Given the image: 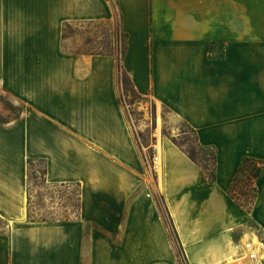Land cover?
<instances>
[{
	"label": "crops",
	"instance_id": "crops-1",
	"mask_svg": "<svg viewBox=\"0 0 264 264\" xmlns=\"http://www.w3.org/2000/svg\"><path fill=\"white\" fill-rule=\"evenodd\" d=\"M114 2L0 0V93L22 105L0 122V264H172L168 230L146 211L152 166L120 102L117 62L63 46L65 23L119 14L137 93L217 153L209 182L172 142L155 183L187 261L236 264L247 219L264 230V174L250 213L229 195L244 158L264 160V34L249 30L246 0ZM30 159L45 161L50 183L80 188L77 218H30Z\"/></svg>",
	"mask_w": 264,
	"mask_h": 264
},
{
	"label": "rangeland",
	"instance_id": "rangeland-1",
	"mask_svg": "<svg viewBox=\"0 0 264 264\" xmlns=\"http://www.w3.org/2000/svg\"><path fill=\"white\" fill-rule=\"evenodd\" d=\"M111 1L114 3L116 9L114 0ZM246 4L248 10L249 30H254L260 35H263L264 0H246ZM118 20L119 17L116 15L114 20H111L114 22L112 25L109 24L108 20L73 23L67 30L66 47L68 50L79 51L85 48H91V46H102L106 52H115V57L111 55L108 56L115 58L117 65H119L122 39L117 36L116 28ZM88 40H90V43ZM118 78L120 85L119 99L126 110L131 129L137 140V145L143 154L147 165H153V156L157 154L158 151L157 131L159 125L160 135L163 138L165 155L172 142L179 148L180 146L177 143H180L189 149L195 150L203 160H209H207V162L204 160L205 163L212 164L213 159L211 154L213 150L207 149V151H202V147L198 142L197 133L191 126L184 122H174L169 111L166 108L157 106L152 96L149 95L145 97L137 93L131 84L123 82L121 71L118 73ZM21 109V103L17 102L15 98L7 93H0V122H8L15 119L21 114ZM158 156L161 160L159 154ZM164 159L165 156L163 157V163ZM44 170V162L35 161L33 163V170L31 171V173L35 175V178H32L31 180L29 169L28 193L31 198V215L37 219L43 217L54 218L56 220L77 218L79 215L78 203L80 188L75 184L50 183L44 174ZM163 177L164 175H162L161 178L162 185ZM159 180L158 170L157 173L152 170L150 182L153 185V189L151 193L149 191L152 201H150L146 211L154 213L158 219L161 218L163 226L168 230L174 254L173 261L171 259L172 264H189L186 253L182 249L175 232V223L171 215L172 210L170 208V212L169 207L166 205L163 198L161 191L164 189L163 187H160L161 185L158 186L159 188L155 186L156 182L160 184ZM152 224L157 225L158 221H152ZM0 228H5V224L1 219ZM243 228L246 229L245 231L253 230L257 235L264 236V230L256 227L249 218ZM241 230L235 233L237 241H239L245 232H242ZM231 246L234 247L235 252L237 249V243L232 242Z\"/></svg>",
	"mask_w": 264,
	"mask_h": 264
},
{
	"label": "trees",
	"instance_id": "trees-1",
	"mask_svg": "<svg viewBox=\"0 0 264 264\" xmlns=\"http://www.w3.org/2000/svg\"><path fill=\"white\" fill-rule=\"evenodd\" d=\"M114 22L109 21V24H113ZM73 23L67 22L64 26V40H63V46L66 52L69 53H81V54H97V55H111L115 57V52H106L102 46H91V48H85L79 51H72L68 50L66 47V41H67V30ZM117 36L121 38V53H120V64L118 65L119 72L121 71L122 74V80L126 84L129 83L134 88V85L132 83V80L125 70L123 66V59L126 56L127 50H128V43H129V34L126 33L123 30L122 26V19L121 15L119 14V20L117 22ZM90 43V40H88ZM88 43V44H89ZM99 47V48H98ZM135 90V88H134ZM136 91V90H135ZM199 142V141H198ZM180 148L199 166L202 167V169L205 171L206 176L204 177L205 181L209 182H215L217 180V174H216V164H217V153L214 148L206 147L200 144L202 147V151H207V149H212V164L205 163L204 160L208 159H202L195 150L189 149L186 146L177 143ZM35 161H42L45 164L44 160H29V169L30 173L33 170V163ZM209 161V160H208ZM44 174L46 176V164H45V170ZM264 174V160L258 159V158H251V157H245L238 173L236 174L234 181L232 182L230 188H229V195L230 197L237 203L240 207H242L245 211L251 212L254 208L257 195H258V187H257V181L261 178V176ZM35 178V175L31 173L30 179ZM31 198L29 194V215L32 220H42V221H48V220H56L54 218H46L43 217L41 219L34 218L31 214ZM78 209L80 210V196H79V203H78ZM78 210V211H79ZM61 220H69V218L61 219Z\"/></svg>",
	"mask_w": 264,
	"mask_h": 264
},
{
	"label": "built area",
	"instance_id": "built-area-1",
	"mask_svg": "<svg viewBox=\"0 0 264 264\" xmlns=\"http://www.w3.org/2000/svg\"><path fill=\"white\" fill-rule=\"evenodd\" d=\"M159 160L158 151L157 154L153 156L152 170L157 173V162ZM258 243L254 242L252 236H249L245 243V247L242 251L238 252V256H235L239 264H264V236L258 235ZM260 245L263 247L261 248Z\"/></svg>",
	"mask_w": 264,
	"mask_h": 264
},
{
	"label": "bare ground",
	"instance_id": "bare-ground-1",
	"mask_svg": "<svg viewBox=\"0 0 264 264\" xmlns=\"http://www.w3.org/2000/svg\"><path fill=\"white\" fill-rule=\"evenodd\" d=\"M158 133H157V135H158V143H157V149H158V154L160 155V157H161V160H160V158H159V160H158V162H157V170H158V173H159V178H160V183L162 182L161 181V178H162V175H163V157H164V154H165V150H164V145H163V138H162V136L160 135V125H159V128H158V131H157ZM251 231L252 230H250V231H246L245 233H247V234H249V236H252L253 237V235H252V233H251ZM249 236H248V238H249ZM247 238V239H248ZM253 239H254V237H253ZM254 242H255V240H254ZM256 243V242H255ZM240 251H242V250H239L238 252H240ZM238 252H237V254H236V256H238ZM236 259V258H235ZM240 260V259H239ZM239 260H237V261H239ZM237 261L235 262L236 264H239V262L237 263Z\"/></svg>",
	"mask_w": 264,
	"mask_h": 264
}]
</instances>
